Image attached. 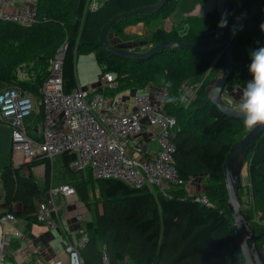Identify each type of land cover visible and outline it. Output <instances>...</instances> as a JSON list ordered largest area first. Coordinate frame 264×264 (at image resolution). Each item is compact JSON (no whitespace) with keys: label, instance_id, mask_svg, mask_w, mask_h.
<instances>
[{"label":"trees","instance_id":"16d2710c","mask_svg":"<svg viewBox=\"0 0 264 264\" xmlns=\"http://www.w3.org/2000/svg\"><path fill=\"white\" fill-rule=\"evenodd\" d=\"M87 0H36L37 22L26 27L0 20V86L19 85L39 94L48 76L47 59L64 42L67 43L61 65L63 89L77 87L75 58L80 51L92 52L100 71L115 74L119 83L115 91L146 84L165 86L167 113L175 119L173 164L178 175L206 176L203 192L212 206H205L187 195L184 187L172 185L167 194L152 193L147 187H133L115 178L97 181L99 200L89 197V179L68 168L69 153L62 154V170L67 182L76 189L77 199L90 208L100 204L94 218L85 224L88 239L81 249L85 264H100L105 250L110 264H242L237 247L232 218L227 207L222 165L230 147L248 130L242 119L222 114L205 96L210 80V64L215 53L224 50L193 52L178 47H166L148 57L129 59L104 51L99 34L102 26L115 15L159 0H101L94 11H84ZM177 0H166L157 10L135 13L118 19L108 29L119 40L129 39L124 32L128 25L142 23L147 27L152 19H164L174 9ZM227 26L220 28L222 18L215 9L202 16H185L169 28L150 29L147 46L132 50L145 51L165 39L193 44H211L229 39L233 46L232 72L227 84L243 90L251 79L248 71L251 51L264 47V0H225ZM184 26L186 30L182 32ZM136 37L133 35V38ZM25 69L21 78L18 70ZM216 71V72H217ZM216 74V73H215ZM201 82L200 87L184 107L179 102L181 84ZM171 87H168V84ZM114 91V92H115ZM224 98H226L224 96ZM226 102V100H225ZM249 162V163H248ZM45 166V182L40 187L31 168ZM248 180H241L239 194L244 215L258 236L256 245L264 258V132L255 139L245 163ZM50 160L35 158L18 166L0 167L4 212H12L27 220L35 219V197L49 185ZM251 194L252 201L248 196ZM249 204V207H245ZM257 212V213H256ZM255 217V219H254Z\"/></svg>","mask_w":264,"mask_h":264},{"label":"built area","instance_id":"2783aa9c","mask_svg":"<svg viewBox=\"0 0 264 264\" xmlns=\"http://www.w3.org/2000/svg\"><path fill=\"white\" fill-rule=\"evenodd\" d=\"M101 0H87L84 11H94ZM36 0H0V20L29 27L37 22ZM67 43L64 42L47 59L48 76L39 88V94L25 90L19 85L0 88V122L10 127L12 150L18 153L14 166L35 158L69 153L68 168L84 173L90 171L94 179L115 178L133 187H147L152 193L167 194L172 185L185 188L194 201L212 206L203 192L206 176L202 174L181 178L173 164L175 119L167 113L165 86L146 84L135 88L132 106L124 95L115 91L119 83L115 74L102 71L98 79L88 87H76L70 92L63 89L61 65ZM201 82L183 84L179 102L188 106L196 95ZM115 91V92H114ZM224 98L230 105H236ZM41 116L39 135L28 134L24 118ZM48 198L37 200L35 219L49 229H60L64 257H50L47 264H85L81 249L88 239L85 229L68 230L62 217L68 215L70 206L77 200L73 185L62 182L50 183L45 191ZM53 197L66 200L56 205ZM252 201L251 194L248 196ZM249 207V204H245ZM72 217L80 222L82 213ZM255 219V217H254ZM12 212L0 216V264L7 253L15 264H27L21 255L43 254L48 249L39 241L15 231L14 236L23 238L24 245L11 250L5 248V226L15 222ZM100 264H110L105 250L101 252Z\"/></svg>","mask_w":264,"mask_h":264},{"label":"water","instance_id":"95a60500","mask_svg":"<svg viewBox=\"0 0 264 264\" xmlns=\"http://www.w3.org/2000/svg\"><path fill=\"white\" fill-rule=\"evenodd\" d=\"M166 0H159L153 5H145L136 9L119 13L109 19L101 28L99 34V42L105 52L113 55L123 56L129 59L148 57L156 54L158 51L166 47H178L193 52L214 51L218 49L224 50L223 62L221 68L216 72L210 80L209 85L205 89V96L211 104L216 106L218 110L231 118L242 119L239 117L234 108L236 105H230L224 100L223 92L232 72L233 62V46L229 39L217 41L211 44H193L181 42L174 39H165L149 47L145 51L127 50L118 46H111L107 39L109 27L118 19L130 16L137 12L146 13L159 9ZM264 132V127H256L251 131L243 134L228 150L222 165L223 181L226 188L227 196L225 198L229 209L237 247L242 255V264H264V258L257 248L256 241L258 236L255 235L253 229L248 223L241 205V196L239 194L242 175L241 169L245 163V159L253 146L255 139Z\"/></svg>","mask_w":264,"mask_h":264},{"label":"crops","instance_id":"0c3cea01","mask_svg":"<svg viewBox=\"0 0 264 264\" xmlns=\"http://www.w3.org/2000/svg\"><path fill=\"white\" fill-rule=\"evenodd\" d=\"M176 3L177 4H176L175 8L173 9V11L166 18H164L163 23H161V24L157 23L156 25H155V23L152 24L153 21H156L157 19H159V18H157V19L155 18V19L151 20L152 22L147 27L143 26L142 23H140V22H138L136 24L128 25L124 28V32L129 35V39H126V40L125 39L124 40L117 39V40L123 41V42L132 46L135 43H137L140 39H142V37L147 35L148 32H150V29H153L156 26H163L164 28H169L172 25L181 21L185 16H202V15H204V13L206 14L207 12H209L210 10H213V9H215L221 15H223L226 12L225 0H177ZM185 30H186V26H184L182 32H184ZM133 35L136 37L133 38ZM136 46L137 45H134V47H136ZM93 58H94V56H93ZM76 80H77V77H76ZM77 83H78L77 84L78 87H88L89 86V84L83 82L81 80V78H79V80H77ZM90 85H92V84H90ZM232 86L236 88V86H234V85H232ZM126 88H124V89H126ZM129 88H131V87H129ZM236 89H238V88H236ZM121 90H123V89H121ZM38 117L40 118V120L36 121V119ZM24 122L28 126V129H27L28 134H30L33 137H37L39 135V131H40V127H41V116L40 115H37V116L30 115V116L24 118ZM2 131H4L3 132L4 137H5L6 141H8V137H10L9 126L4 125V128L1 129V132ZM9 151L12 155V160H10L9 162H7L5 164L0 165V167L7 165V164H12L14 166V164L17 163L18 153H15L12 150L11 142H10V150ZM54 158H56V159H54ZM55 162H56V166L54 165ZM62 166H63L62 155L58 154V155H55L54 157H52V159L50 161V169H49V172H50L49 184L50 183L58 184V183H62L64 181H67L68 175L65 172H63ZM54 167H55V170H54ZM44 169H45V166L43 163L36 164L31 168V172L36 177L37 182H38L37 175H40L41 177H43V185L45 182V171H43ZM38 184H39V182H38ZM43 185L39 184L40 187H43ZM89 193H90V191H89ZM42 198H46V200H48V198L45 195V192H43L42 194H39L35 197V199H34L35 204H36L37 200H40ZM53 201L56 205H62V204L67 203L66 200L61 199L59 197H53ZM74 204L75 205L72 204L70 206L71 212L68 215L62 217V219H61L62 224L64 226H66L68 228V230H71V231H79V229H81V228L84 230L85 224L87 221L85 223L82 221L78 222L72 217V215H74L77 212L82 213L83 211L88 210V209H87L86 205H84V203L80 202L78 199L75 201ZM4 210H6V209L4 208L3 189H2V185H1V181H0V212H2ZM97 211H100V206L97 207ZM16 217H17V220L15 222H7V224L5 226V232H6L5 233V248L7 250H11L14 247H16L17 245L21 246V245L25 244V241L23 238H19V237L14 236L15 231L20 232L19 229L22 231H27L28 228L31 227L30 225L32 223H39L37 221L27 220L22 216L16 215ZM46 228H47L46 230L37 233L36 236L29 234V236H28L29 238L34 239L36 241H39L44 246H46V248L48 250L41 255H39V254L37 255L34 253H28L24 256L21 255V259H24V261L27 264H47V259L50 257H60V258L64 257V253H63V249H62L60 229H49L48 227H46ZM7 230H9V231H7ZM20 233L22 235H25V233H22V232H20ZM55 244H56V248H54ZM56 249H58V250H56ZM4 264H15L14 257L7 253Z\"/></svg>","mask_w":264,"mask_h":264},{"label":"rangeland","instance_id":"374dc122","mask_svg":"<svg viewBox=\"0 0 264 264\" xmlns=\"http://www.w3.org/2000/svg\"><path fill=\"white\" fill-rule=\"evenodd\" d=\"M163 22H164V19L159 18L156 21H153L152 24L155 23V25H156L157 23L161 24ZM106 39L111 46L114 45V46H118L119 48H125L127 50L133 49L134 45L143 46V47L149 45L148 40L146 38H142L137 43H135L134 45L131 46V45H129L123 41H118L112 32H107ZM93 56H94V54L92 52L80 51L76 54V58H75V73H76L77 80H79V78H81V80L83 82L88 83L89 85L93 84L97 81L98 75L101 72L100 71L101 69H100L99 65L97 64L96 60H94ZM221 59H222L221 52L215 53V56L212 58L210 68H209L210 76L215 75L217 69L219 68V64L221 62ZM27 67L28 66L24 67L23 69L18 70L19 76L21 78L26 77L25 69ZM153 85H156V84H153ZM1 86H5V85H1ZM132 91H135L134 87H131V88L127 87L126 89L118 91V95H124L125 97L129 98L128 103H129L130 107L132 106V99H133ZM241 92L242 91L239 88L236 89L235 87L232 86V84L229 83L225 86V90L223 92V95L226 98H228L227 100H229L231 102H234L233 100H236L238 102ZM39 120H40V118L38 117L36 119V121H39ZM4 125H7V124L5 122H0V165L5 164V163L9 162L10 160H12V155L9 151L11 139H10V137H8V141H6L4 134H3L4 131L1 132V129L4 128ZM9 129H10V127H9ZM10 136H11V132H10ZM54 159H56V158H54ZM248 163L243 164L242 169H241V175H242L241 177H242L243 183H246V181L248 180V175H247ZM54 165L56 166V162ZM54 170H55V167H54ZM43 171H45V169ZM81 174L84 178L89 179L88 188L90 191L89 197H90L91 201L99 200V190H98V186H97V181H95L91 178V174H90V171L88 169H86L84 171V173H81ZM37 178H38L39 184L43 185V177H41L40 175H37ZM98 206H100V204L91 203L90 208L88 210H85L82 212V222L85 223L86 221L93 219L95 210H97ZM30 226L31 227L28 228L27 231H22L20 229H19V231L22 233H25L26 237H28L29 234L36 236L37 233L47 229L46 228L47 226L45 224H42V223L41 224L40 223H32ZM7 231H9V230H7ZM40 245L43 247L42 243ZM54 248H56V244L54 245ZM262 248L264 250V242L262 244ZM56 250H58V249H56Z\"/></svg>","mask_w":264,"mask_h":264},{"label":"clouds","instance_id":"9594fccd","mask_svg":"<svg viewBox=\"0 0 264 264\" xmlns=\"http://www.w3.org/2000/svg\"><path fill=\"white\" fill-rule=\"evenodd\" d=\"M227 26L226 14H224L218 27ZM264 33V23L260 26ZM248 71L251 79L243 87L239 100L234 108L235 113L242 118L245 129L251 131L256 127H264V47L257 48L250 53ZM171 87L169 83L167 85ZM167 102L174 103L175 97H166Z\"/></svg>","mask_w":264,"mask_h":264},{"label":"bare ground","instance_id":"6f19581e","mask_svg":"<svg viewBox=\"0 0 264 264\" xmlns=\"http://www.w3.org/2000/svg\"><path fill=\"white\" fill-rule=\"evenodd\" d=\"M183 84H185V83H182V84H181V91H182V89H183Z\"/></svg>","mask_w":264,"mask_h":264}]
</instances>
